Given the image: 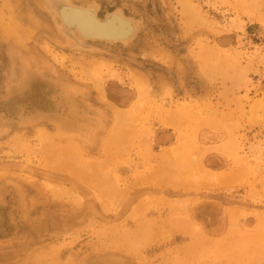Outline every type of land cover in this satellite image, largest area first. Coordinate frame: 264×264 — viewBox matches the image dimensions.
Masks as SVG:
<instances>
[{"label":"rangeland","instance_id":"rangeland-1","mask_svg":"<svg viewBox=\"0 0 264 264\" xmlns=\"http://www.w3.org/2000/svg\"><path fill=\"white\" fill-rule=\"evenodd\" d=\"M0 264H264V0H0Z\"/></svg>","mask_w":264,"mask_h":264},{"label":"water","instance_id":"water-1","mask_svg":"<svg viewBox=\"0 0 264 264\" xmlns=\"http://www.w3.org/2000/svg\"><path fill=\"white\" fill-rule=\"evenodd\" d=\"M80 27L86 34L100 38H116L120 35L119 30L111 27L95 25L91 20L79 18Z\"/></svg>","mask_w":264,"mask_h":264},{"label":"crops","instance_id":"crops-1","mask_svg":"<svg viewBox=\"0 0 264 264\" xmlns=\"http://www.w3.org/2000/svg\"><path fill=\"white\" fill-rule=\"evenodd\" d=\"M206 162L208 164L207 168L213 171H221L225 167L231 164L222 157V155L209 154L206 156ZM223 165V166H221Z\"/></svg>","mask_w":264,"mask_h":264},{"label":"bare ground","instance_id":"bare-ground-1","mask_svg":"<svg viewBox=\"0 0 264 264\" xmlns=\"http://www.w3.org/2000/svg\"><path fill=\"white\" fill-rule=\"evenodd\" d=\"M84 15H85V14H84ZM84 15H83V17H84ZM86 15H87V14H86ZM86 15H85V16H86ZM73 17H74V16H73ZM78 17H79V16H78ZM87 17H88V16H87ZM87 17H86V18H87ZM88 18H89V17H88ZM90 19H92V18H90ZM92 20H93V19H92ZM77 23H78V21H77ZM92 23H94L95 25H97V22H96V21H92ZM121 23H122V22H121ZM98 24H99V23H98ZM124 24H125V23H124ZM108 25H109V24H108ZM110 25H112V24H110ZM102 26H103V25H102ZM112 27H113V26H112ZM119 27H120V26H119ZM119 27H115L114 29L117 30ZM119 29H120V28H119ZM122 30H123V29H122ZM120 31H121V30H120ZM120 31H119V32H120ZM125 31H126V30H125ZM125 31H124V32H125ZM122 32H123V31H122ZM126 32H127V31H126ZM84 34H85V33H84Z\"/></svg>","mask_w":264,"mask_h":264}]
</instances>
